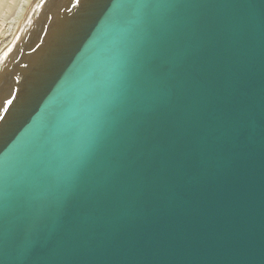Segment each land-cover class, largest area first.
<instances>
[{
	"label": "water",
	"instance_id": "water-1",
	"mask_svg": "<svg viewBox=\"0 0 264 264\" xmlns=\"http://www.w3.org/2000/svg\"><path fill=\"white\" fill-rule=\"evenodd\" d=\"M74 13L0 116V264H264V0Z\"/></svg>",
	"mask_w": 264,
	"mask_h": 264
},
{
	"label": "bare ground",
	"instance_id": "bare-ground-1",
	"mask_svg": "<svg viewBox=\"0 0 264 264\" xmlns=\"http://www.w3.org/2000/svg\"><path fill=\"white\" fill-rule=\"evenodd\" d=\"M78 5L79 0H0V116L5 101L20 94Z\"/></svg>",
	"mask_w": 264,
	"mask_h": 264
},
{
	"label": "snow or ice",
	"instance_id": "snow-or-ice-1",
	"mask_svg": "<svg viewBox=\"0 0 264 264\" xmlns=\"http://www.w3.org/2000/svg\"><path fill=\"white\" fill-rule=\"evenodd\" d=\"M12 103H13V101H12L11 99L6 100V101H5V108L2 109V110L6 111V110H7L6 106H7V105H11Z\"/></svg>",
	"mask_w": 264,
	"mask_h": 264
}]
</instances>
